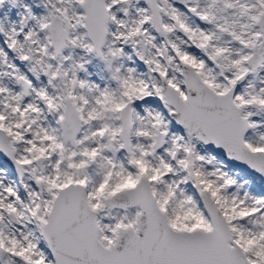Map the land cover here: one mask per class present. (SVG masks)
Wrapping results in <instances>:
<instances>
[{
  "label": "snow or ice",
  "instance_id": "1",
  "mask_svg": "<svg viewBox=\"0 0 264 264\" xmlns=\"http://www.w3.org/2000/svg\"><path fill=\"white\" fill-rule=\"evenodd\" d=\"M0 264H264V0H0Z\"/></svg>",
  "mask_w": 264,
  "mask_h": 264
}]
</instances>
